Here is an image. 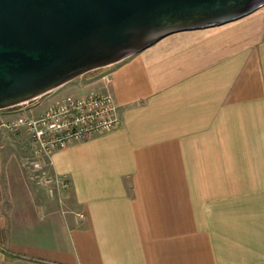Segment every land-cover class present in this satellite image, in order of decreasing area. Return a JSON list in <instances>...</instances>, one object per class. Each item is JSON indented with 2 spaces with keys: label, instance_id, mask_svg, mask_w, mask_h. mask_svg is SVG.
<instances>
[{
  "label": "crops",
  "instance_id": "1",
  "mask_svg": "<svg viewBox=\"0 0 264 264\" xmlns=\"http://www.w3.org/2000/svg\"><path fill=\"white\" fill-rule=\"evenodd\" d=\"M65 85L113 94L121 125L39 159L54 198L9 192L0 151V264H264V5Z\"/></svg>",
  "mask_w": 264,
  "mask_h": 264
},
{
  "label": "water",
  "instance_id": "2",
  "mask_svg": "<svg viewBox=\"0 0 264 264\" xmlns=\"http://www.w3.org/2000/svg\"><path fill=\"white\" fill-rule=\"evenodd\" d=\"M264 0H0V109L171 34L247 15Z\"/></svg>",
  "mask_w": 264,
  "mask_h": 264
},
{
  "label": "built area",
  "instance_id": "3",
  "mask_svg": "<svg viewBox=\"0 0 264 264\" xmlns=\"http://www.w3.org/2000/svg\"><path fill=\"white\" fill-rule=\"evenodd\" d=\"M5 125L11 130L24 129L27 132L36 156L34 170L42 173L36 175L53 192L55 188L58 191L68 189L69 184L58 175L48 174L39 159H51L58 150L110 133L120 127L121 118L113 94L82 92L53 100L40 113L21 110Z\"/></svg>",
  "mask_w": 264,
  "mask_h": 264
},
{
  "label": "rangeland",
  "instance_id": "4",
  "mask_svg": "<svg viewBox=\"0 0 264 264\" xmlns=\"http://www.w3.org/2000/svg\"><path fill=\"white\" fill-rule=\"evenodd\" d=\"M102 69L103 68H99L90 71L87 74H84L82 78L80 76V78H76L77 80L71 81V83L78 80L86 81L91 78L93 74H98V72L102 71ZM76 90L78 89L70 90L66 88V85H64L55 90L61 92V95L56 96V94H52L54 93L53 90L42 96H39L38 98L18 105L17 107H22V109L19 110H24L27 112L32 105H35V103H41L39 101L45 99V97L50 94H52L51 97L54 95L53 99H57L62 95L74 94ZM6 122L8 121H5V123ZM28 138V134L24 129L11 130L6 128L5 126H0V151L3 152L6 156V158H3V163L1 165L2 179L6 180V177L7 179L9 177V192L11 188H15L13 186H15L16 183L25 181L29 183L33 188L31 191L33 192L35 197H44L43 192L39 191L38 189H41L39 187H42L43 189L45 185L40 182V178L36 175V172H34V168L32 172L30 169L32 155ZM47 190L49 191L50 196L48 194L47 195L51 198H54L52 194L53 192H51L48 187ZM7 243L9 244V234L6 233L5 223L0 222V247L2 249H8L9 245Z\"/></svg>",
  "mask_w": 264,
  "mask_h": 264
}]
</instances>
